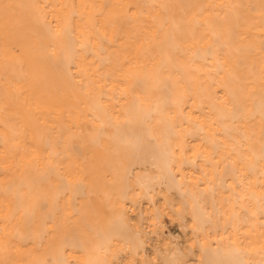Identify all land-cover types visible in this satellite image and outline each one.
Listing matches in <instances>:
<instances>
[{
	"label": "bare ground",
	"instance_id": "1",
	"mask_svg": "<svg viewBox=\"0 0 264 264\" xmlns=\"http://www.w3.org/2000/svg\"><path fill=\"white\" fill-rule=\"evenodd\" d=\"M0 264H264V0H0Z\"/></svg>",
	"mask_w": 264,
	"mask_h": 264
},
{
	"label": "rangeland",
	"instance_id": "2",
	"mask_svg": "<svg viewBox=\"0 0 264 264\" xmlns=\"http://www.w3.org/2000/svg\"><path fill=\"white\" fill-rule=\"evenodd\" d=\"M95 204H98V199L95 200ZM105 212H107V209H105ZM168 225H169V226H168ZM167 226H168L169 228H171V226H170L169 223H167Z\"/></svg>",
	"mask_w": 264,
	"mask_h": 264
}]
</instances>
